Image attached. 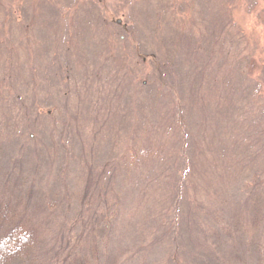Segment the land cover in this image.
Here are the masks:
<instances>
[{
  "label": "rangeland",
  "instance_id": "374dc122",
  "mask_svg": "<svg viewBox=\"0 0 264 264\" xmlns=\"http://www.w3.org/2000/svg\"><path fill=\"white\" fill-rule=\"evenodd\" d=\"M245 8L0 0V201L37 235L13 264H264V51L233 39L263 18Z\"/></svg>",
  "mask_w": 264,
  "mask_h": 264
},
{
  "label": "trees",
  "instance_id": "16d2710c",
  "mask_svg": "<svg viewBox=\"0 0 264 264\" xmlns=\"http://www.w3.org/2000/svg\"><path fill=\"white\" fill-rule=\"evenodd\" d=\"M241 1L247 7L245 9L249 13H254L257 18L261 16L263 18V22L260 21L258 23L261 26L259 32L261 36L256 37L253 34L247 36L240 28H236L237 31L233 36L234 42L242 45L241 50L251 49L246 52L250 56L248 63H255L253 52L260 48L264 51V44L260 43L258 39H264V6H259L258 0ZM227 37L225 34L220 38L221 40H226ZM223 46L219 44V47ZM263 73L264 70L261 72L262 78H264ZM246 74H248L247 71ZM240 91L243 92L242 90ZM34 227V224L28 219L20 216L14 205L0 201V264H13L15 260L24 259L30 255L37 242Z\"/></svg>",
  "mask_w": 264,
  "mask_h": 264
},
{
  "label": "water",
  "instance_id": "95a60500",
  "mask_svg": "<svg viewBox=\"0 0 264 264\" xmlns=\"http://www.w3.org/2000/svg\"><path fill=\"white\" fill-rule=\"evenodd\" d=\"M116 21H117V22H121L120 18H117Z\"/></svg>",
  "mask_w": 264,
  "mask_h": 264
}]
</instances>
